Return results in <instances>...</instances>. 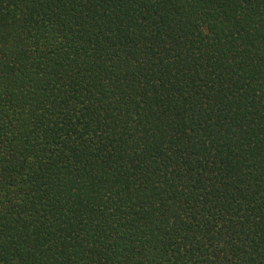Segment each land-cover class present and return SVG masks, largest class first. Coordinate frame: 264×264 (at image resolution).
Returning <instances> with one entry per match:
<instances>
[{
  "label": "trees",
  "instance_id": "obj_1",
  "mask_svg": "<svg viewBox=\"0 0 264 264\" xmlns=\"http://www.w3.org/2000/svg\"><path fill=\"white\" fill-rule=\"evenodd\" d=\"M0 264H264V0H0Z\"/></svg>",
  "mask_w": 264,
  "mask_h": 264
}]
</instances>
